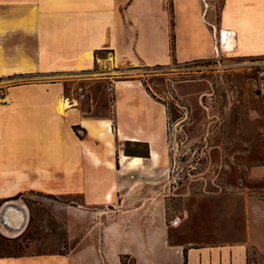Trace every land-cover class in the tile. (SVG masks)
I'll return each mask as SVG.
<instances>
[{
    "label": "crops",
    "instance_id": "crops-1",
    "mask_svg": "<svg viewBox=\"0 0 264 264\" xmlns=\"http://www.w3.org/2000/svg\"><path fill=\"white\" fill-rule=\"evenodd\" d=\"M211 7L0 0V202L19 207L13 197L30 191L60 195L78 221L66 252L4 255L0 264H122V256L134 264H246L250 247L264 256V180L257 191L242 181L221 190L172 183L171 95L112 74L225 52L264 56V0H222L215 20ZM60 98L69 101L63 114ZM176 214L181 222L170 224Z\"/></svg>",
    "mask_w": 264,
    "mask_h": 264
},
{
    "label": "rangeland",
    "instance_id": "rangeland-1",
    "mask_svg": "<svg viewBox=\"0 0 264 264\" xmlns=\"http://www.w3.org/2000/svg\"><path fill=\"white\" fill-rule=\"evenodd\" d=\"M206 1L212 3L207 14L217 19L222 0ZM247 60L233 59L225 52L215 59L130 65L112 72L118 78H144L157 93L173 94L179 104L186 105L185 113L170 98L167 164L172 183L202 181L209 190H221L242 181L247 190L260 189L264 92L257 89L256 73ZM167 77L174 80V86ZM14 200L26 210V223L15 233L0 224V255L66 252L75 245L78 221L69 198L30 191ZM3 207L0 202V213ZM126 264H133L132 259H126Z\"/></svg>",
    "mask_w": 264,
    "mask_h": 264
},
{
    "label": "bare ground",
    "instance_id": "bare-ground-1",
    "mask_svg": "<svg viewBox=\"0 0 264 264\" xmlns=\"http://www.w3.org/2000/svg\"><path fill=\"white\" fill-rule=\"evenodd\" d=\"M223 48L226 50L229 48V45L226 43V44H224ZM88 55H90V53ZM5 71H6V69H5ZM7 99H8V97H7ZM68 106H69L68 100H65L64 98H60L58 100L57 109H58L59 113H61V114L65 113V110ZM127 158H129V157H127V155L122 154V160H125ZM140 160H141V158H139V157H132L131 163H136L137 161H140ZM19 207H21V206H19ZM19 207L10 206L6 211H4V212L1 211V213H0V224L2 225V227L7 232L15 233V232L21 231L24 228V225L26 223V218H27L26 217V210L23 208L25 210V212H22V210H20Z\"/></svg>",
    "mask_w": 264,
    "mask_h": 264
},
{
    "label": "built area",
    "instance_id": "built-area-1",
    "mask_svg": "<svg viewBox=\"0 0 264 264\" xmlns=\"http://www.w3.org/2000/svg\"><path fill=\"white\" fill-rule=\"evenodd\" d=\"M247 62L250 63L249 68L253 69L256 73L257 88L260 91L264 92V57H252L249 58ZM167 81H169L171 85L174 86L175 82L170 77H167ZM81 95L84 96L83 93ZM170 95H171L170 97H174L173 94ZM175 100H176L175 104L179 108H184L186 113L187 111L186 105L179 104L176 98ZM181 220H182V216L180 214H176L175 216L172 217L170 224H178L181 222ZM245 261L246 264H264V256L256 248L250 247L246 252Z\"/></svg>",
    "mask_w": 264,
    "mask_h": 264
},
{
    "label": "water",
    "instance_id": "water-1",
    "mask_svg": "<svg viewBox=\"0 0 264 264\" xmlns=\"http://www.w3.org/2000/svg\"><path fill=\"white\" fill-rule=\"evenodd\" d=\"M221 34H222V38L225 39V37H226L225 35H227L228 32L225 31V30H223ZM10 206L15 207V205H5V206L3 207V209H2V212L6 211ZM16 207H18V206H16ZM23 208H24V207H22V206L19 207V209L22 210V212H25V210H24Z\"/></svg>",
    "mask_w": 264,
    "mask_h": 264
},
{
    "label": "trees",
    "instance_id": "trees-1",
    "mask_svg": "<svg viewBox=\"0 0 264 264\" xmlns=\"http://www.w3.org/2000/svg\"><path fill=\"white\" fill-rule=\"evenodd\" d=\"M13 198H15V197H13ZM10 255H14V254H10ZM0 256H4V255H0ZM126 259H128L127 256H122V264H126ZM133 264H134V262H133Z\"/></svg>",
    "mask_w": 264,
    "mask_h": 264
}]
</instances>
